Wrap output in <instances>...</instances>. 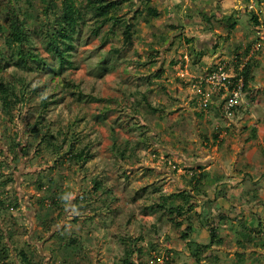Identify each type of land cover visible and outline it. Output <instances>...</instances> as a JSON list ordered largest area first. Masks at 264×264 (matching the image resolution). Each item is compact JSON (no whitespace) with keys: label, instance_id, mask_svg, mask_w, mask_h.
Listing matches in <instances>:
<instances>
[{"label":"rangeland","instance_id":"rangeland-1","mask_svg":"<svg viewBox=\"0 0 264 264\" xmlns=\"http://www.w3.org/2000/svg\"><path fill=\"white\" fill-rule=\"evenodd\" d=\"M62 1L0 0L17 97L0 92V264H264V0H118L105 24L72 0L60 70ZM14 14L26 40L10 47ZM246 64L227 110L234 83L209 76Z\"/></svg>","mask_w":264,"mask_h":264},{"label":"trees","instance_id":"trees-1","mask_svg":"<svg viewBox=\"0 0 264 264\" xmlns=\"http://www.w3.org/2000/svg\"><path fill=\"white\" fill-rule=\"evenodd\" d=\"M118 0H93L89 5L88 9L92 12L93 18L100 21V24H105L109 21H112L111 12L112 10L118 5ZM148 13L152 17L157 16V12L155 10H148ZM80 20V12L77 8L74 6V2L72 0H63L62 1V8L61 12L59 13V16L54 21V25H57V28L53 29V32L49 33V42L51 49L55 56L60 61V70L63 68L64 64H69V60L66 58L68 57L66 52L68 51V47L62 49L59 45V40L68 43L71 45L72 43V35H73V25H77ZM51 24H49L50 26ZM53 25V23H52ZM9 33L7 35V44L8 46H22L24 41L26 40V32L24 30V23L23 21H20L17 15H12V18L9 22ZM131 29L132 24L126 23L125 29H124V36L126 39V42L130 40L131 36ZM70 49V48H69ZM18 56L20 57V61L23 63L25 58H28L31 61H38L39 58L36 54L31 52L24 53L20 49L18 50ZM42 61V60H39ZM249 69L250 64H246L244 68L236 75L235 79L242 78L244 87L247 85V79L249 75ZM0 92H1V100L2 105L5 108H8L10 105L11 98H16V95L9 85L0 84ZM82 153L79 155L74 156V158L81 160L82 159ZM182 197L185 199V196L182 195ZM173 211H176L177 215H181V207H178L177 210H170V214L173 213ZM208 225H210L208 231L210 236V243L207 245H204L203 249H209L211 243L219 242L217 239V233L216 229L214 227L213 222L208 221ZM177 226H180V224H177ZM188 231H192L191 227H187ZM186 237L185 235L183 236ZM199 252L195 251L193 253V256H195V259L198 260Z\"/></svg>","mask_w":264,"mask_h":264},{"label":"built area","instance_id":"built-area-1","mask_svg":"<svg viewBox=\"0 0 264 264\" xmlns=\"http://www.w3.org/2000/svg\"><path fill=\"white\" fill-rule=\"evenodd\" d=\"M233 79L235 78L233 77ZM209 82L214 87H218V89L221 91H228L229 87L234 83L235 87L231 90L229 94L230 98L228 99L227 110H230L237 105L238 98H240V93L242 92V89L244 87L242 78L235 79L233 82H231L228 70L225 66H223L219 67L209 76Z\"/></svg>","mask_w":264,"mask_h":264}]
</instances>
